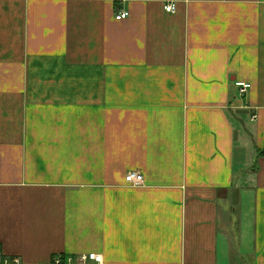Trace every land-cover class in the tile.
<instances>
[{"label":"crops","instance_id":"crops-1","mask_svg":"<svg viewBox=\"0 0 264 264\" xmlns=\"http://www.w3.org/2000/svg\"><path fill=\"white\" fill-rule=\"evenodd\" d=\"M0 247L264 264V0H0Z\"/></svg>","mask_w":264,"mask_h":264},{"label":"built area","instance_id":"built-area-1","mask_svg":"<svg viewBox=\"0 0 264 264\" xmlns=\"http://www.w3.org/2000/svg\"><path fill=\"white\" fill-rule=\"evenodd\" d=\"M165 9L168 12H175L176 5L174 3H169L165 6ZM130 15V12L127 10H121L116 14L117 19H125ZM237 86L241 88L242 92H245L247 89L251 87L250 83L247 82H237ZM126 181L130 186L138 187L144 186L145 180L144 176L140 172H130L126 176ZM81 264H85L87 260H93L96 264H102V256L97 253H90V254H82L80 257ZM55 264H74V259L71 256L64 257L58 256L54 260ZM0 264H29L24 262L20 257L17 256H10L4 254L0 247Z\"/></svg>","mask_w":264,"mask_h":264},{"label":"rangeland","instance_id":"rangeland-1","mask_svg":"<svg viewBox=\"0 0 264 264\" xmlns=\"http://www.w3.org/2000/svg\"><path fill=\"white\" fill-rule=\"evenodd\" d=\"M234 216V222L236 221V214L235 215H233Z\"/></svg>","mask_w":264,"mask_h":264}]
</instances>
